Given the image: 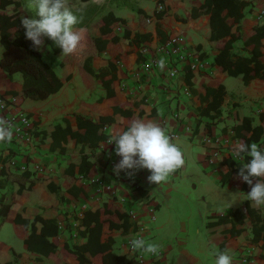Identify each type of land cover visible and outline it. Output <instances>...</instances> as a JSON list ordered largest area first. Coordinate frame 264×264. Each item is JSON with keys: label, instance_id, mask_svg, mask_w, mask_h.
<instances>
[{"label": "crops", "instance_id": "0c3cea01", "mask_svg": "<svg viewBox=\"0 0 264 264\" xmlns=\"http://www.w3.org/2000/svg\"><path fill=\"white\" fill-rule=\"evenodd\" d=\"M203 1L67 0V6L83 24L74 26L83 36L80 46L74 53L63 55L62 49L54 51L43 38L41 50L43 60L54 69L62 85L45 99L26 98L20 103L32 118L28 142H0V180H4L0 195L6 201L13 196L0 229L11 223L22 228L24 236L20 251L0 239V264H78L74 247L85 244L89 234L85 212L97 209L105 210L99 242L110 241L112 252L132 258L127 240L137 232L148 243L159 245V263L149 262L148 254L142 252L145 264H215L218 250L226 251L232 264H240L243 256L248 258L247 264H264V228L257 237L252 228L253 223L257 229L264 223V206L255 207L246 199L244 182L233 171L245 163V157H237L232 151L240 142L234 126L244 118L250 126H263L260 140L264 149V120L260 117L264 112V78L244 83L241 75H229L213 63L219 45L229 36L212 40L211 14L191 16ZM242 1L244 16L239 23L232 17L226 19L231 33L240 31V38L233 42L235 54L250 50L247 38L255 26L264 24V0ZM31 5L32 0H25L17 7L8 5L6 10L15 11L20 19H38ZM158 11L161 17H157ZM108 12L116 19L108 33L102 34L101 18ZM135 34H149V38L136 39ZM174 35L182 36L185 50L199 57L197 68L189 64L195 56L180 62L155 50ZM99 36L107 39L103 49L94 42ZM143 46L148 48L146 55L164 61L163 69L159 64L150 73L139 68L145 55L141 53ZM2 50L0 42V56ZM260 51L264 65V37ZM86 62L93 73L86 70ZM171 67L177 69L173 77L168 76ZM21 87L19 71L8 76L0 67V95H13ZM205 87L223 88L218 111L204 113L207 103L201 97ZM80 116L95 123L111 116L112 120L98 129L108 137L94 148L77 141L67 131L85 133V127L78 125ZM137 118L155 121L168 135L174 134L172 142L183 153L184 165L167 182L148 183L150 173L146 169L131 177L113 172L120 157L114 143H108L109 137ZM187 152H192L191 167L196 172L175 176L189 165ZM85 155L91 163L87 170L81 163ZM22 163L26 165L23 171L19 169ZM35 165L41 170H35ZM49 184L56 189H50ZM20 185L24 188L18 192ZM236 209L240 210L237 214ZM18 216L29 221L39 216L36 233L42 219L54 221L56 234L47 235L53 250L41 253L28 249L25 238L30 225L16 223ZM94 224L92 220L89 226ZM84 255L91 264H101L100 255L92 256L88 251Z\"/></svg>", "mask_w": 264, "mask_h": 264}, {"label": "trees", "instance_id": "16d2710c", "mask_svg": "<svg viewBox=\"0 0 264 264\" xmlns=\"http://www.w3.org/2000/svg\"><path fill=\"white\" fill-rule=\"evenodd\" d=\"M24 1L25 0H0V42L3 46L0 56V67L8 76H11L16 71L21 73L22 87L18 92L13 94L18 103H21L26 98L35 100L45 99L50 94L58 91L62 85L54 69L43 60L41 51L35 50L31 46V41L26 39L25 29L21 25V19L18 14L15 11L9 13L6 10V7L10 4L17 7ZM243 4L242 0H204L199 9L191 12V16L195 17L201 13L211 14V39L217 41L229 36L227 40L219 45L218 53L214 56L213 63L217 65L220 70L226 71L229 75H241L243 82L247 83L256 77L264 78V65H262L260 60V40L264 37V24L255 26L253 33L247 38L246 44L251 46L250 50L245 54H235L233 52V42L240 38V31L238 33H231V25L227 23L226 19L227 17H232L234 22L239 23L240 19L244 16ZM161 13V11H158L156 14L157 17H161ZM115 19V16L111 12L102 16L100 27L102 34L108 33ZM81 25L83 24L79 21L75 26L80 27ZM157 33H161L158 26ZM128 34V30H125L124 36ZM135 38L147 39L149 38V34H135ZM44 40L54 51L61 50L60 47L55 45L47 37H44ZM94 42L98 49H103L107 43V39L99 36L94 38ZM85 68L90 73H93V70L88 66L87 62L85 63ZM223 94L224 90L222 87H205V94L201 97L202 101H206L207 103L204 113H208L209 110L218 111ZM260 117L264 120V112L260 114ZM111 120V116H105L102 117L99 123H95L87 117L80 116L77 118L78 125H83L85 127V133L79 134L77 132H71L69 129L66 131L74 136L77 141L88 142L90 146L94 148L99 140L108 137V135L99 132L98 129L103 125V122H110ZM57 129H60L59 126ZM234 130L235 136L240 142H255L263 149L262 140H260L263 126H250L249 120L244 118L240 124L234 126ZM248 131H251L249 135L247 134ZM247 159L248 157L245 156V162ZM81 163L82 166H85V169L89 168L91 165L86 155L81 157ZM239 168L240 165H237L233 171L238 173ZM86 170L82 169V173L85 174ZM3 184L4 180H0V187H2ZM23 188L24 185H20L18 192ZM49 188L52 190L56 189L53 184H49ZM243 190H250V186L245 182L243 183ZM12 198L13 196L11 194L10 198L6 201L4 195H0V225L11 205ZM104 212L105 210L99 209L85 212L84 222L87 224L89 234L85 244L74 247L78 264H91L90 259L84 255L86 251L90 252L92 256L100 255L101 264H141L133 257L128 258L125 255L112 252L110 241L106 243L99 242V235L103 223L101 214ZM239 212V209L235 210V214ZM38 219L41 218L35 216L33 220L29 221L18 216L15 222L25 226L30 225V232L25 238L28 249L41 253H49L53 250L54 245L47 240V235L54 236L56 234V224L54 221L42 219L43 225L39 233H36L35 221ZM257 219H259V217H257ZM92 220H94L95 224L90 227L89 224ZM110 225L115 226L116 224L110 223ZM252 228L254 237H257L258 233L264 228V223L258 227L259 229H257L255 223H253ZM262 237H264V233Z\"/></svg>", "mask_w": 264, "mask_h": 264}, {"label": "clouds", "instance_id": "9594fccd", "mask_svg": "<svg viewBox=\"0 0 264 264\" xmlns=\"http://www.w3.org/2000/svg\"><path fill=\"white\" fill-rule=\"evenodd\" d=\"M38 19L22 17L21 25L25 29L26 39L31 46L41 51L44 37L62 49L63 55L74 53L83 39L74 26L79 22L77 16L67 6V0H32ZM161 69L164 61L158 62ZM2 107V105H0ZM13 136L12 125L0 118V142H9ZM115 145V153L120 157L113 165V172L119 176H133L138 170L146 169L150 173L146 180L159 185L180 169L185 161L180 147L172 142L159 123L152 120L133 119L125 129L116 130L108 140ZM233 153L240 158L248 157L240 165L238 177L250 186L246 199L255 207L264 206V149L255 143L237 142L232 147ZM133 251L157 255L159 245L146 243L143 238L130 241ZM215 264H232V257L226 251H217Z\"/></svg>", "mask_w": 264, "mask_h": 264}, {"label": "built area", "instance_id": "2783aa9c", "mask_svg": "<svg viewBox=\"0 0 264 264\" xmlns=\"http://www.w3.org/2000/svg\"><path fill=\"white\" fill-rule=\"evenodd\" d=\"M161 9L162 8L159 5L158 10ZM183 42V37L180 35L170 36L163 42L159 43L155 50L161 54H164L166 57L174 58L175 60L180 62L189 61L192 56H195L192 60H190L191 63L189 64L192 69L197 68L199 64V57L195 53H192L190 55L187 50H185ZM141 53L145 55L139 64V68L143 72L150 73L154 69V67L158 65V59L155 56L150 57L148 54L146 55V53H148V48L146 46H143L141 48ZM176 73L177 69L175 67H171L168 70L169 77H173ZM0 105H2V107H0V118H3L12 125V139L24 143L28 142L30 139V130L32 129V118L24 109H22L20 103H18L16 97L12 94L0 95ZM173 135L174 134H171V136ZM34 168L35 170H41V167L39 165H35ZM19 169L21 171L25 170V163H22L19 166ZM82 208H84V205L81 207V209ZM79 213L81 214L82 212L79 211ZM133 238H143L146 243L148 242L145 237L139 232H137L127 240V246L129 250L133 252V258L137 262L145 264L144 254L141 251H133L131 249L130 241ZM148 256L150 257L149 262L159 263L160 258L162 257V251L159 248V252L157 255L148 254ZM247 262L248 258L246 256H243L241 258L240 264H247Z\"/></svg>", "mask_w": 264, "mask_h": 264}, {"label": "rangeland", "instance_id": "374dc122", "mask_svg": "<svg viewBox=\"0 0 264 264\" xmlns=\"http://www.w3.org/2000/svg\"><path fill=\"white\" fill-rule=\"evenodd\" d=\"M234 78L233 77H229V80H233ZM35 100V99H34ZM182 145V142L180 143ZM191 151L195 152L196 150L195 149H192ZM187 161H188V166L186 167V169L184 171H180V173H178V175H175V176H184L186 175L187 173H195L196 170L194 168V170H192V159L193 158V155H192V152L191 153H188L187 152ZM182 170V169H181ZM22 231V228L21 229H17L13 226V224L11 223H5L2 225L1 229H0V239L3 240L4 242L6 243H9L11 244L12 246H14V248L16 250H21L22 247H23V234L20 233ZM21 245V248H19V246Z\"/></svg>", "mask_w": 264, "mask_h": 264}]
</instances>
